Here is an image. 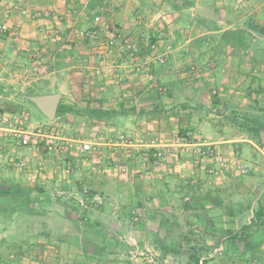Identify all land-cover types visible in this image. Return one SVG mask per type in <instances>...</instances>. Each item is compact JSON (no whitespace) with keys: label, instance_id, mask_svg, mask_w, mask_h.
<instances>
[{"label":"rangeland","instance_id":"obj_1","mask_svg":"<svg viewBox=\"0 0 264 264\" xmlns=\"http://www.w3.org/2000/svg\"><path fill=\"white\" fill-rule=\"evenodd\" d=\"M3 24L0 112L44 136L37 160L12 163L44 173L46 191L0 204V264H264V0H0ZM37 90L61 94L67 114L49 121ZM95 108L119 114L75 113ZM122 135L162 141V176L144 175L141 148L102 146L100 164L80 152Z\"/></svg>","mask_w":264,"mask_h":264},{"label":"built area","instance_id":"obj_2","mask_svg":"<svg viewBox=\"0 0 264 264\" xmlns=\"http://www.w3.org/2000/svg\"><path fill=\"white\" fill-rule=\"evenodd\" d=\"M19 16L28 15V10L26 8L18 9ZM5 15L10 17L13 15V10L10 7L5 9ZM48 13L36 12L32 16L34 19H42L44 17H48ZM100 17L96 16L95 20L99 21ZM1 34L8 33V26L3 24L0 26ZM95 31L91 32L90 37H94ZM83 36L84 33H81ZM44 139V136L38 134H34L29 130H25L20 127L19 122L13 120L8 117L5 113L0 112V165L4 164L11 153H16L17 148H30L33 147L39 149L38 146L39 139ZM128 140H126L125 136H120L119 143H113L112 141L107 144H99L95 141V148H93L90 142H82L80 146V152L86 154L87 157L91 159H95V162L100 164L105 161V157L103 156V148H116V147H132L133 149L143 150L139 157H144L141 160V164L143 166V173L145 176H153L157 171L160 173V170H164L163 167L166 166L167 158L164 152V146L162 145V141H158V143L153 142V144H139L130 142L128 144ZM47 143V142H46ZM34 144V145H33ZM49 145V144H47ZM107 145V146H106ZM154 149V152L150 155V151ZM199 154L202 155V150L198 149ZM202 152V153H201ZM16 166H20L19 164H15ZM122 171H126V168H123ZM162 176V174H161Z\"/></svg>","mask_w":264,"mask_h":264},{"label":"crops","instance_id":"obj_3","mask_svg":"<svg viewBox=\"0 0 264 264\" xmlns=\"http://www.w3.org/2000/svg\"><path fill=\"white\" fill-rule=\"evenodd\" d=\"M19 16V15H18ZM205 28L207 23L206 22H203L202 24ZM211 31L212 30H216V29H210ZM143 47V51L147 50L148 51V48L145 47V46H142ZM188 47H191V46H188ZM140 61H142L144 59V52L142 54L141 57H139ZM181 78H177V86L180 85V83H184L187 79H181ZM173 85V84H171ZM165 87H167V85H165ZM174 87V85H173ZM52 94V93H50ZM61 95V94H60ZM238 95L237 92L229 95V99L231 100H234L235 97ZM227 99V100H229ZM63 100V96L61 95V102ZM60 102V103H61ZM224 103V102H223ZM226 103V102H225ZM234 103V101H233ZM67 106V104H66ZM69 107V106H68ZM220 108V107H219ZM226 108V107H225ZM226 110H231V109H228V107L226 108ZM68 112V111H67ZM67 114V113H66ZM77 115H81V114H77ZM83 115V114H82ZM87 115V114H86ZM239 140L237 139H225V140H221L220 142H215L217 144H220V145H225L223 146V148H228L230 146H227L228 144H232V143H237ZM243 141V140H242ZM238 147V146H237ZM34 148V147H33ZM219 148V147H218ZM32 150V147L30 148H17L16 149V153H11V155L9 156V159L7 162H5L4 164L0 165V176H5V180H7L8 182H3V183H0V187H3L5 188V186H9V185H20L24 188H28L29 185L32 186V187H36V191H37V194L39 193H42V192H45L46 189H45V184H46V180H44V176L42 174V172H39L38 173V170L36 171V168L33 167V169H30L28 163H26V166L28 165V167L25 169L23 168V170L19 173L18 170H16L13 166V163H12V160H14V155H16L17 153H20L22 155H26L27 159L26 161H30V162H33V160H37L36 158H34V156L36 155L35 153L32 155L30 153V151ZM18 151V152H17ZM86 158L89 160L91 158L87 157ZM74 159V156L73 155H70L68 157V161H72ZM92 161L95 159H91ZM11 162V163H10ZM96 163V162H95ZM98 164V163H96ZM17 172V173H16ZM38 173V174H37ZM65 179L64 181H69L72 182V177L68 176L66 178H63ZM28 185V186H27ZM36 185V186H35ZM32 197V196H31ZM34 198V197H33ZM36 199V197H35ZM6 201V198L4 197H0V204H3L4 202ZM71 206H69L68 204H63L62 206V209H63V212H64V215H66V218H67V221H71L70 219H72L74 216L71 215V211L73 210V208L71 209L70 208ZM96 243V242H95ZM97 245V244H96ZM99 246V245H98ZM104 251L103 253L105 252V248H103ZM89 254H93V255H99L98 253H93V251H90ZM102 254V253H101Z\"/></svg>","mask_w":264,"mask_h":264},{"label":"trees","instance_id":"obj_4","mask_svg":"<svg viewBox=\"0 0 264 264\" xmlns=\"http://www.w3.org/2000/svg\"><path fill=\"white\" fill-rule=\"evenodd\" d=\"M36 92L37 93H32L29 95V102L33 105H34V103L31 102L30 97H37V96H42V95L51 93V92L43 93L40 90L39 91L37 90ZM68 110H69V107L66 106L65 104H63V102H61L59 107H58L56 118L66 114ZM75 113L76 114H87V115L95 118V120L97 122L107 121L109 119V117L113 118L117 114H119L118 112L104 110L103 108H95V110L84 109V110H80V111H75ZM32 193H33V191H31L28 188H24L20 185H9V186H5V188L0 187V197L6 198V201L4 203L10 207L9 209H13L15 207L25 205V203L27 201H30ZM3 209L7 211V208H3ZM72 211H74V213H76V214L79 213L77 208H73ZM263 215H264V209H260L258 212L259 219H261L263 217ZM248 229H249L248 227H243L244 232H246V230H248ZM241 238H242L241 236L234 233L230 236L229 242L230 243L239 242L241 240ZM116 244H118V242H116ZM19 249L21 251V247H19ZM254 249L255 248H252L251 251L253 252ZM83 250L86 253L93 251V253L96 252L98 254L103 253V251H104V249L102 247L97 246L95 243L89 242V241H84Z\"/></svg>","mask_w":264,"mask_h":264},{"label":"water","instance_id":"obj_5","mask_svg":"<svg viewBox=\"0 0 264 264\" xmlns=\"http://www.w3.org/2000/svg\"><path fill=\"white\" fill-rule=\"evenodd\" d=\"M30 100L49 121L55 120L57 116L58 107L61 102L60 94H45L37 97H30Z\"/></svg>","mask_w":264,"mask_h":264}]
</instances>
